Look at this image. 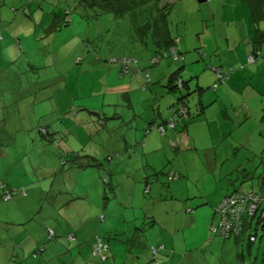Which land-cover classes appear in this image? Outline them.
Segmentation results:
<instances>
[{"label":"crops","instance_id":"0c3cea01","mask_svg":"<svg viewBox=\"0 0 264 264\" xmlns=\"http://www.w3.org/2000/svg\"><path fill=\"white\" fill-rule=\"evenodd\" d=\"M5 1L0 0V20L3 21L12 18L10 8L18 4L15 0L14 5H8L10 6L8 7L5 6ZM215 11L221 16L222 14L224 15V12L227 13L224 17L219 18L223 20L220 28L225 31H223V44H227V48L225 50L222 49L221 54H226L227 57L225 59L219 57L217 60L212 58V61L210 60L211 65H209L210 62L205 60L208 64V73L201 80L199 79L198 71H190L195 76L197 74L194 80L191 81L192 84L204 85L209 83V86L205 88V92L201 93L200 96L204 106L209 104L207 107H204L203 114L200 113L197 105L191 106L193 111L191 119L187 117L186 120H177L176 123L178 124L175 129L167 127L164 123L166 131L163 137L161 134H157L156 131H152L149 135L142 134L143 132L139 133L141 129H147L148 125L151 126L152 115L150 113L140 115L136 110L137 107L133 109L134 106H131L133 113L130 115V125H128V121L126 122L124 117V119L118 122L107 125L112 126L111 129L108 128L110 134H107V136L105 132H101L96 128L94 133L86 135V138L89 137V142L95 134L98 137V145H89L87 141L82 145L69 130L64 134L63 132L59 134V142H66L60 148L64 149V147H67L70 151L65 149L59 153V151L53 148L50 150L47 148L44 151L41 146L37 145V135L35 137V135L26 134L27 129H24L22 131H24L23 136L26 137L24 139L25 148H21L19 154L13 155L9 150L0 149V187H2V191L5 192L6 190L13 189L7 179L10 175L19 178V182L21 183V187L19 188L23 190L21 196L19 193H16L11 197V201L9 200L6 203L1 201L3 193L0 195V203L6 204L0 205V264H98L92 258V252H90L95 244V236L100 235L98 232H100L105 223L109 222L112 218L113 221H116V218H119L118 216L120 215L118 207L122 204H119V201L116 203L114 199L116 186L120 182L117 175L119 173L128 174L129 172L137 171L136 174H138L139 178V175L142 171L145 172V170L158 173L155 164L156 159L162 161L173 155V153L174 156L177 155L178 159L179 154H185L186 150L193 149L192 147L195 148L192 153L203 163L207 174H212V176L217 175L227 182L230 188H233L231 182L234 179L237 180L234 171H241L245 174L256 172L252 176L258 175V179L257 177L253 178L256 180H254L255 182L252 183L251 187L259 186L261 178L264 175V0H218L215 4ZM2 28L0 24V29ZM2 35L4 36V32ZM4 42L5 44H3ZM4 42L0 46L2 56L15 54L16 57H19L20 54H24L22 51L24 50L23 47H20L19 51L15 47V45L17 46L20 43H14V40L11 41V39L4 40ZM11 45L13 46L12 48H10ZM249 56H253L255 59L254 64L246 62ZM246 63L251 66L249 68L246 67ZM212 66L228 73L225 79L226 82L223 85L219 84L214 90L211 88L216 83V73L211 70L210 67ZM107 72L108 74L106 75L116 82L115 85L111 86V89L106 87L109 94L115 95V100L109 106L115 104L114 112L116 113L119 108L117 103L121 104V102H114L121 99L123 101L124 97L130 101L131 96L130 92L124 93L121 90L123 82H117L118 79L115 72L111 71L110 68H106L105 73ZM0 74H2L1 69ZM5 74L0 77L6 82V84L3 83L0 86V93L5 92L13 101H18L19 99L16 97V94L23 87L19 81L20 75L14 70L8 74L5 72ZM163 74L167 76L168 72L166 71ZM120 94L123 95L121 99L119 98ZM12 104L18 107V102H12ZM33 104L36 105L35 102ZM3 107V97L0 96V110ZM112 109L109 110L108 114L112 112ZM123 109L127 110L126 108ZM101 111L104 112L102 108ZM198 113L199 115L197 116ZM3 115L0 111V121L3 120ZM202 115L204 125L211 126L214 123H219L220 126L214 132H195L188 128L189 135H191L190 140H188V143L184 141V145L186 146L187 144L184 147L185 149H180L178 147L179 140L177 136H179L178 133L182 130V125L187 126V120H195L197 117L201 120ZM162 117V121L172 118L167 111L163 112ZM84 120L85 118H83ZM16 121L20 122V119H10L11 124L16 123ZM245 121L249 126H247L246 131L241 132L240 139H233L236 141L234 146L228 148L224 144L215 145V142L225 135L232 136L235 134L239 126L244 124ZM75 122H81V120L76 119ZM117 124L128 125L130 132H133V136L121 133L118 137V141H120L119 145L114 143L116 139L115 125ZM60 125L66 127L67 123L60 119ZM51 128L52 130H59V126L56 125H52ZM141 136L144 141L141 145H138V138ZM78 137L82 136L78 135ZM107 137L112 140L110 149L107 147L108 151H106L104 146L100 145L101 143L108 142ZM10 138L12 141H18L14 139V133L0 128V142H3L4 147L7 145L6 142L11 140ZM132 139L133 141H131ZM30 145H33L32 149L29 148ZM130 145H132L131 148H128ZM90 148L93 149V154H88V157L79 161V165L84 167L74 165L69 161L68 157H70V154L75 157L83 153L87 154ZM22 149H25V151L21 153ZM31 150L34 151V156H32ZM234 150L242 152V159H239L234 164L223 166L228 156L234 154L235 157H239L240 153L232 152ZM43 152H45L44 155L47 159L55 160L56 165L49 163L47 160V165L43 166L41 162L37 161L39 168L35 169L34 165L27 163L25 157H23L24 155H28L34 161H36V158L41 161ZM114 154L117 156L120 154L121 156L115 157ZM113 155L116 159L107 162L106 157ZM136 156L144 157V162L140 161L141 159L139 162H134L133 159ZM203 156H206L205 162L202 160ZM244 156L245 158L248 157L246 161ZM63 157L67 160L68 164L61 166L60 160ZM179 160L184 163L182 168L173 165V168L179 174L177 182H173H176L178 185H180V178H185L184 182L190 180L188 172L192 171L193 167H195L194 165L193 167L188 166V164L192 165L190 157L185 159L184 155H182ZM86 164L93 167L92 169L96 176L92 172L85 171L88 168L85 166ZM99 166L101 167L99 168ZM79 174L87 176L81 177L80 181L77 180ZM99 174L102 176L108 175L109 186L112 188L113 198L106 203L94 198V193H91L94 184L100 186L99 182L101 183L102 178L100 181ZM182 174H186V177ZM147 176L149 177L150 175ZM83 179H88V181L83 184ZM134 183L138 200L142 207L147 210L145 219H151L155 222L158 217L155 215L156 209L150 204V201L167 202V197L163 199V195H160L159 198H155L154 196V198H146L142 196L141 181L137 180ZM77 185L81 186L83 190H80ZM227 185L224 187V184L221 183L219 187L215 188V192L211 193V197H208V195L202 197L200 195V198H197L196 194H189L187 202L184 205V221L182 223L171 216L175 213L174 208L177 202L169 204V207L166 209L167 215L165 216V220L170 223L178 221L179 225L178 223L173 224L175 228L178 226L179 229L177 234H160L161 240L159 242L163 244V251L158 254L159 259L149 257V251L146 249V242L149 236L142 235L141 232L137 233L139 229L135 223L136 217L135 215L132 216L131 210L133 208L129 207L131 211V223L134 222L131 226L133 229L130 235L136 234L137 237L134 241L139 244L136 246L134 244L132 247L137 251L134 258L135 264H199L194 260L196 250H186L182 247L185 236L184 232L189 230L191 226H195L198 220L203 222L204 227L208 228L216 223L213 207L222 197L230 193ZM154 187L152 185L151 190ZM222 188L226 190L225 194L222 191L219 192ZM93 189L100 190V188ZM155 205L157 206L158 202ZM125 206H129L128 203ZM94 209H96L95 213ZM101 215L103 216L102 221H100ZM197 215H199L198 218H196ZM114 229L115 227L109 232L103 233V235L112 236ZM48 232H52L54 239L47 238ZM180 233H182L183 237L180 236ZM124 234L126 235L127 233ZM120 240L122 242V239ZM237 241L235 240V244H237ZM122 244L124 246L125 241ZM119 247L120 245L117 243L113 248L111 245H108V248L106 247L104 251L106 258H104L101 264H125L127 259L120 255L121 250H118ZM143 249H146L147 252H142L141 250ZM124 251L128 252L126 248H124ZM198 251L200 253L203 252L202 250ZM117 259H119V262H117Z\"/></svg>","mask_w":264,"mask_h":264},{"label":"rangeland","instance_id":"374dc122","mask_svg":"<svg viewBox=\"0 0 264 264\" xmlns=\"http://www.w3.org/2000/svg\"><path fill=\"white\" fill-rule=\"evenodd\" d=\"M21 1L24 2L23 4L29 3L30 5H25V8H23L20 6V3L22 2L14 5L15 0L13 2L12 0H6L5 5H14L17 9L18 18L15 23V28H17L16 33H18L19 36H22L21 34H27L30 38V45L22 43L21 47L24 49L22 50L24 54H20L19 57H16L15 54L2 56L3 54L0 52V69L2 70L0 77L2 75H6L5 72L8 74L14 70L20 75V81L23 85V87L18 91L19 94H16L19 99L18 101H13L5 92L0 93V96L3 97L4 103V107L0 110L4 114V118H2L3 120L0 121V128L14 133V139L18 141H12L10 138L11 140L6 142V147L3 146V142H0V149L9 150L13 155L19 154L20 149L25 148L24 139L26 137L23 136L24 131L22 130L27 129L26 134H32L35 135V137L37 135V145L41 146L44 151L47 148L49 150L53 148L61 153L62 150L56 147V145H52V143L44 145V142L40 141L41 138L39 137L38 131L41 127L48 126L50 124L59 126V128H65L64 125H60V119L67 123L66 128H71L72 120L77 114L80 115L78 119H80L81 122L83 121V118H85L88 129L85 130L83 125L73 127L71 132L80 141V143L84 145L85 141L88 142L89 140V137L86 138V135L94 133L95 126L97 124L105 123L103 119L102 121H98V117L90 115V113L94 111L101 112L102 108L105 114L107 113V115H109V110H111V108H115L114 106H109V104L115 100V95L109 94L106 90V87L111 89V86L116 84L110 76L105 74V68H111L114 65L108 60L112 57H135L139 59L138 67L143 68L148 66L149 55L146 51H138V48L136 47L130 48L129 46L131 44L129 45V42L122 43L121 38L127 28L123 21H119L118 18H114L111 15L106 14H103L95 19L89 18L88 20H84L81 18V11L76 0ZM65 7L70 12L71 24L67 27H62L61 29L57 27L56 29L47 30L46 28L54 19V15H59L60 9L62 8L64 11ZM54 11L55 13H53ZM61 16H63L62 13ZM195 16L196 12L192 9L190 1L182 0L181 3H177L175 5L168 18V23L171 26L175 25L180 29L178 31V33H180L179 35L182 37L180 44L183 50H188L186 56L191 58L197 56L202 61L207 58L210 60V56L215 60L219 59V57H223L225 59L227 57L226 54H221V52L227 48V44H223L224 30L212 27L211 21H207V23H199V20H197L199 16H196V18ZM60 20L62 19L60 18ZM24 27L25 30H23ZM231 42L232 40L230 41V44ZM12 47L13 46L11 45L10 48ZM15 47L19 51L20 47H17L16 45ZM253 60L254 59L247 61L251 64L254 62ZM159 64L160 70L158 71L161 73L166 71L169 72L170 69L176 70L180 66V64L172 63L169 57L161 59ZM249 64L246 63V67L249 68L251 66ZM193 65L195 64H191V66ZM153 69L156 68H149L150 72ZM196 69L199 72L198 74L200 80L208 73L207 65L202 66L201 69ZM191 75L193 74H185L184 76L188 79ZM117 82L121 83L120 80ZM3 83L6 84L5 80L0 78V86H2ZM44 86L49 87L43 89ZM199 86L202 87L203 94L205 92V88L209 86V83L204 85L200 84ZM52 91H56V94L53 93V98L49 101L46 97L51 94ZM129 91H133V89ZM122 96L123 95L120 94L119 98L121 99ZM130 96H132V93H130ZM9 101L11 103H7ZM34 101H36V105L33 104ZM123 101L125 100L123 99ZM12 102H18V107L13 105ZM117 102L118 100L114 103ZM81 109H86L88 112ZM120 111L124 112L122 116H125L126 122L128 121V125H130V115L133 111L128 109L125 112L123 108H121ZM99 112L97 113L100 115ZM11 118H16V120L20 119V122L16 121V123L11 124ZM118 121L119 120H111V123ZM107 125L105 123L106 129L104 130L98 126L96 128L101 132H105V135L107 136V134H110L108 128H112V126L110 127ZM128 125H115V144L119 145L120 141H118V137L121 133H124V135L127 136H133V132H130ZM247 126L249 125L245 121L244 124L239 126L236 133L232 135L233 138L232 136L231 138L240 139L239 136L241 135V132L246 131L248 128ZM78 135H81L82 137H78ZM54 139L60 146L66 144V142L63 141L59 142V135ZM97 140L98 137L94 134L93 138L90 139L88 143L89 145H98L99 143ZM107 141V143L100 144L106 148V151H108L107 147L110 149V144H112L111 138L108 139L107 137ZM26 142L28 141L26 140ZM29 148L32 149L33 145H30ZM65 149L70 151L67 147H64L63 150ZM23 151H25V149H22L21 153ZM44 153L45 152H43V155L41 156V161L38 158L34 161L29 158L28 155H24L23 157H25V161L27 163H32L35 169L39 168L38 162H41L43 166H46L47 160L49 163L56 165V161L53 159H47ZM91 153L93 154L92 148L89 149L87 154ZM31 154L34 156L33 150H31ZM39 154L41 153L39 152ZM114 155L110 157H114ZM182 155H184L185 159L189 157L192 159V165L188 164L189 167H193V165L195 166L192 171L188 172L190 174V182H184L185 178H180V185L176 183L177 181L169 184L166 177L159 173L160 169L161 171L168 170L169 172L171 168L173 169V165L178 168H182L184 166V163L181 160H178L177 155L174 156V153L162 161L159 159L155 160L156 169L159 173V176H156L157 178L154 177L155 173L150 171V175L154 177V183L152 185L155 187L151 190L149 195L142 196L146 198H159L160 195H163V199L167 197L168 200L167 202H161L158 200L150 201V204L155 207V215L158 217L152 224L149 220L145 219L147 210L142 207L140 201L138 200L137 190L134 183L138 179V174H136L137 171L129 172L128 174L119 173L117 175L120 182L116 186L114 199L116 203L119 201V204H122L118 207V213L120 214L118 217L120 219L116 218L117 220L113 221L112 218L109 222L102 226L100 232H98L100 235L95 236L96 240H94L96 244L98 241H108L106 242L107 246L111 245L112 248L116 245V243L119 244L120 247L118 250H121L120 255L127 259L125 264H135L134 258L136 257L137 251H135L132 247L134 244V246H136L138 243L134 241L137 235H130L133 229L131 226L134 223H131L132 211V216L135 215V223L138 225L139 229L137 230V233L141 232L142 235L149 236L146 242V249L149 251V257H157V259H159V255L156 256V252L161 245L159 242V240H161L160 234H177L179 227L177 226V228H175L173 223H178V221L182 223L184 221V205L187 202V196L194 193V195H197V198H200V195L202 197H205L206 195L211 197V193L215 192V188L219 187L221 183L224 184V187L227 185V182L219 178L217 175L212 176V174H207L205 166L196 157V155L186 152L185 154H180V158ZM116 156L117 155H115V157ZM139 160L144 162V157L136 156L135 159H133L134 162H139ZM202 160L205 162L206 156H203ZM237 161H239V157H235V155L232 154L227 157L223 166L234 164ZM92 168V166H89L85 169V171L92 172L93 175L96 176ZM182 175L186 177V174ZM234 175L236 177L241 176L238 171H234ZM84 176L87 175L79 174L77 180L81 181V177ZM101 176L102 175H100V181ZM7 179L10 182V186L13 187L11 190H15L16 193H19L21 196L23 190L19 188L21 187L19 178L10 175ZM87 181L88 179H83L82 183L84 184ZM234 183L237 184V186L239 185L238 181ZM245 183L247 182H244L241 185H244ZM99 184L100 186L95 184L92 186L91 193H94V198L100 199V201L106 203L113 198L112 188L110 186H105L102 181L101 183L99 182ZM77 186L80 190H83L81 186ZM227 187L228 191H232L233 188H230L229 185H227ZM1 188L2 187H0V195L5 193ZM93 188H100V190ZM223 188L222 190H219V192L222 191L223 194H225L226 190ZM243 189H247V187L244 186ZM3 194L1 195V198ZM175 201L177 202L174 208L175 213L171 216L178 221H173L171 223L166 222V209L169 207V204H174ZM7 202H9V200ZM156 202H158L157 206L155 205ZM5 203H0V205H6ZM126 203H128L129 206H125ZM129 207H132L133 210L130 211ZM95 210L96 209H94V213ZM258 214L253 221L251 229H249L248 232L245 231L241 235L237 244H235L234 237L224 241L219 237H214V235H211L210 233V226L209 228L205 226V228L203 222L198 220L196 221L195 226H191L189 230L184 232L185 236L182 247L186 250H196L194 260L199 264H264V229H261V225L264 224V220L257 225L256 221L258 220ZM198 217L199 215H197L196 218ZM100 219V221H102V215L100 216ZM208 223L210 224V222ZM113 227H115V229L113 230L112 236L103 235V233H107L112 230ZM250 232L256 235V241L254 243H249L248 241V234ZM124 233L127 234L125 235ZM180 236L183 237L182 233H180ZM50 237L51 236L47 234V238L51 239ZM120 239H122V242L125 241L124 246ZM124 248L128 250L127 253L124 251ZM146 249L141 251L145 253L147 252ZM198 250H202L203 252L200 253ZM90 252H92V258L96 260L98 264H101L104 260V252H94L93 247ZM158 254H160V252ZM117 262H119V259H117Z\"/></svg>","mask_w":264,"mask_h":264},{"label":"trees","instance_id":"16d2710c","mask_svg":"<svg viewBox=\"0 0 264 264\" xmlns=\"http://www.w3.org/2000/svg\"><path fill=\"white\" fill-rule=\"evenodd\" d=\"M13 1L14 0H12V2ZM181 1L182 0H76V2L78 3L77 5L81 11V18H83L84 20H88L89 18L95 19L103 14H106V15H111L114 18H118L119 21H123V23L126 24L127 28L125 29L124 35L121 38L122 43L129 42V45L131 44L129 46L130 48L136 47L138 48V51H146V53L149 55L148 66L143 68L138 67L139 59L135 57L134 58L127 56L112 57L108 60L110 61L111 64L114 65L111 68L110 67L107 68H110L111 71L115 72L117 79L120 80V82H123L121 90L124 93L126 92L132 93V96L130 101L126 97L123 98L125 101L122 100L118 101L121 102V104L117 103V105L119 106V110L117 111L118 113L114 112L115 111L114 108L112 109V112L109 115L105 114L102 111H101L102 114L99 111H94L90 113V115L98 117L97 119L98 121H102L103 119L106 125L107 124L109 125L111 124V120H122L124 119L125 116H122L124 112L120 111L121 108H126L128 110L131 109V106H134L133 109L137 107V109L136 108L135 109L137 110V112H139L140 115L144 113H150L152 115L151 126L148 125L147 129L143 128L140 131L138 130L139 133L143 132L142 134L149 135L152 131H156L157 134H161L164 137L166 126H164L163 124L165 123L167 127L171 129H175L176 125L178 124L176 123L177 120L178 121L186 120L187 117L188 119H191V117L193 116L192 114L193 111L191 106L197 105L199 107L200 113L203 114L204 107L205 106L207 107V105L209 104L204 106V103L200 97L202 93L201 92L202 88L194 82H193L194 84H192L191 81L194 80V78L196 77L195 75L188 77V79H186L184 75L192 74L190 73V71L192 70L197 71L196 68L201 69L202 66H206L207 63L205 62V60L207 62H210L209 65H211L212 57L210 56L211 61L208 60V58L202 61L197 56H194L192 58L187 57L186 53L188 52V50L184 49L185 50L184 51L182 49V46L180 44L182 41V37L181 35H179L180 33H178L180 29L177 28V26L175 25L171 26L168 23V18L173 8L177 3H181ZM188 1H190V3L192 4V9L196 12V16L197 17L199 16L197 19L199 20V23L200 22L207 23V21H211L212 27L214 28L217 27L221 29L220 27L223 20L219 18L224 17V15L227 13L224 12V15L222 14L221 16L219 15V13H217V11H215V4L216 2H218V0H205L201 2L199 0H188ZM19 2L22 1L16 0V3ZM23 3L24 2L20 3L21 4L20 6H22L23 8H25V5L26 6L30 5L29 3H25V4ZM55 11L53 13H55ZM62 11L63 10L61 8L59 11L60 16L54 15L53 17L54 19L46 28L47 30L56 29L57 27L61 29L62 27H67L71 24V17L69 10L65 7V10L63 12ZM10 12L12 14L11 19L8 20L6 19V21L0 20V24L3 27L2 29H0V46L5 44L4 40H8V39L9 40L11 39V41L14 40V43L15 42L16 43L18 42V44L20 43L19 45H17L18 47H21L22 43H26L30 45L29 42L30 38L28 37L27 34H21L22 36H19L18 33H16L17 28H15L16 26L15 23L18 18L17 9L13 6L12 8H10ZM61 13L63 14V16H61ZM60 18L62 20H60ZM213 20L215 21L213 22ZM25 27L23 28V30H25ZM3 32H4V36L2 35ZM165 57H169L172 63L180 64V66L176 70L172 69L170 72H168L167 76H164L163 74L164 72L161 73L158 71L160 70L159 63L161 62V59ZM249 57L254 59L253 56H249ZM248 58L246 59L247 63H248L247 61ZM253 61L255 62V59ZM254 62H252L251 64H254ZM191 64H195V65L191 66ZM153 67H155L156 69H153L150 72L149 68H153ZM210 68L212 71H214V73H216V81H215L216 83L211 88L214 90L215 88H217V86H219V84L223 85V83L226 82L225 79L228 73H225L219 68H215L213 66ZM105 74H108V72ZM48 87L49 86H44L43 89H46ZM131 89H133V91H129ZM53 93L56 94V91L55 92L52 91L51 94H49L46 97V99L51 101L53 98ZM17 94H19V92ZM34 102L36 103V101ZM113 106L115 107V104ZM81 110L88 112V110L86 109H81ZM164 111L170 113V115L174 119L171 118L169 120L165 119L167 121L165 120L162 121L163 119L162 116ZM97 112L100 113L101 117ZM113 112L114 114H112ZM198 115L199 113L197 114V116ZM79 116L80 115L77 114L76 117L72 120L71 128L69 127L59 128V130L56 131V130H52L51 128L52 124L41 127L38 131L39 137L41 138L40 141L41 142L43 141L44 145H48L49 143H52V145L55 144L56 147L60 148V145L57 144L54 139L57 138L60 133L63 132L64 134L69 130L71 131L73 127H78L83 125L85 127V130L88 129L86 120L82 122H75V120L78 119ZM201 117H202L201 120L199 119V117H197L195 120H187L188 123L187 126L182 125V130L180 133H178L179 136H177L179 140L178 147H180V149H183L184 147L187 146V144L186 146L184 145V141L188 143V140H190L191 135H189L188 128L192 129L195 132L197 131L214 132L215 130H217L218 126H220L219 123H214L211 126L204 125L203 115ZM223 118L224 120H226L225 117ZM105 123L97 124L95 128L98 126L104 130L106 129ZM142 136L144 137V135ZM142 136L138 138V145H141L144 141ZM232 138L231 135H225L220 140L218 139V141L215 142L216 143L215 145L224 144L225 147L230 148L231 146H234L236 143V141H234ZM131 141H133V139ZM131 146L132 145L128 146V148H131ZM192 148L195 149L194 147ZM60 149L62 150V152L64 151L62 148ZM193 149L190 148L186 151L192 153ZM235 152L240 153L239 159H242L241 158L242 152L240 150L239 151L234 150V153ZM69 156H70L68 157L69 161H71L74 165H79V161H82V159L88 157V154L83 153L82 155L76 157L70 154ZM119 156L121 155L118 154L117 157ZM178 157L179 160L180 154L178 155ZM61 159H62L60 160L61 166L68 164L66 159L64 158ZM114 159L116 158L106 157L107 162H111ZM244 159L246 161L248 157L245 158L244 156ZM79 166L84 167L82 165ZM85 166H87V164ZM100 167L101 166H99V168ZM238 172L241 173V176L237 177V180L234 179V181L231 182L233 187L232 191H230L229 194L222 197L220 201L213 207V215L216 217V223L211 225L210 233L211 235H214V237L221 238V240L223 241L230 239L231 237H234L235 240H239L241 235L245 231L248 232V230L251 229L253 221L258 213L259 216L257 218L258 220L256 221V224L258 225V223L264 220V175L262 176L258 187L255 186L251 187L252 183L255 182L254 180H256L253 178L258 176V175L252 176L255 175L256 172H251L249 174H245L241 171ZM159 173L162 176L166 177L168 183L176 181L179 175L176 172V169L174 170V168L173 169L171 168L169 172L168 170L167 171L164 170ZM159 173H155L156 175L154 177H156L157 175L159 176ZM147 175H150V170L149 171L145 170V172L142 171V173L139 175V178L137 179L141 181L142 193H144L143 195L145 196L150 194L151 185L154 182L153 176L150 175L148 177ZM101 178H102V183L104 185L109 186L108 175L107 176L103 175ZM236 181L239 182L238 186L237 184L234 183ZM244 182L247 183L241 185ZM244 186L247 187V189H243ZM14 191L15 190H6L5 192L11 193V195H13ZM227 198L231 200L237 199L239 201L238 206L239 207L241 206L244 210L241 212L240 215V223L237 229V233L229 232L228 234H220L219 223L221 218L220 214L222 215V212L220 210V214H219V211L217 212L215 211V209L219 208L223 204L224 200ZM241 198H245V201H243ZM249 203H255V209L253 210L252 213H249L247 209ZM232 207L234 206L233 205L229 206L230 209ZM225 210H229V209L226 208ZM223 214L225 215L224 212ZM147 220H149L151 224L153 223V220L151 219H147ZM261 229H264V224L261 225ZM251 238H253V240H251ZM51 239H54V237H51ZM248 241L249 243H254L256 241V235L250 232L248 234ZM100 244L102 245V247L106 246L108 248L106 241L100 242ZM154 248L157 249L156 247ZM104 251L105 250H102V252ZM161 251H163V244H161L159 249L157 250L156 256ZM104 258H106L105 254H104ZM155 259H157V257H155Z\"/></svg>","mask_w":264,"mask_h":264},{"label":"built area","instance_id":"2783aa9c","mask_svg":"<svg viewBox=\"0 0 264 264\" xmlns=\"http://www.w3.org/2000/svg\"><path fill=\"white\" fill-rule=\"evenodd\" d=\"M248 60H252L251 57L248 58ZM13 194H15V191L13 192ZM12 197L11 193H4L2 196V201L3 202H7L8 200H10V198ZM243 201H245V198H241ZM239 201L237 199L231 200V199H225L223 204L215 209V211H219L220 214V210L222 212V215L220 214V234H228L229 232L231 233H237V229L240 223V215L241 212L244 210L241 206H238ZM233 205L234 207H232L231 209L229 208V206ZM226 208H228L229 210H225ZM248 212L252 213L253 210L255 209V203H249L248 204ZM223 212L225 213V215L223 214ZM48 235L53 237L52 232H48ZM50 237V238H51ZM251 240H253V238H251ZM94 252H98V251H102V250H106V246L102 247V245L100 244V241H98V243L94 244L93 246Z\"/></svg>","mask_w":264,"mask_h":264},{"label":"water","instance_id":"95a60500","mask_svg":"<svg viewBox=\"0 0 264 264\" xmlns=\"http://www.w3.org/2000/svg\"><path fill=\"white\" fill-rule=\"evenodd\" d=\"M201 1V0H200Z\"/></svg>","mask_w":264,"mask_h":264}]
</instances>
